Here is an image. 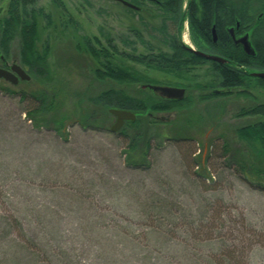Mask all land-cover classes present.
Listing matches in <instances>:
<instances>
[{"label": "rangeland", "instance_id": "1", "mask_svg": "<svg viewBox=\"0 0 264 264\" xmlns=\"http://www.w3.org/2000/svg\"><path fill=\"white\" fill-rule=\"evenodd\" d=\"M8 3L0 0V17ZM64 3L34 6L50 15H38V49L51 47L47 76L21 62L18 36L7 56L0 49V66L30 75L16 85L0 78V264H264V191L229 167L246 151L236 130L259 120L237 115L264 103V87L252 78L234 90L249 97L201 100L221 88L209 62L172 74L125 60L148 85L186 88L191 103L113 132L116 117L94 98L111 86L136 95L146 88L96 80V62L79 44L83 36L112 40L145 56L153 27L170 14L116 0ZM180 34L182 44L198 45L187 24ZM42 91L55 93L56 111L31 117L32 94Z\"/></svg>", "mask_w": 264, "mask_h": 264}, {"label": "trees", "instance_id": "2", "mask_svg": "<svg viewBox=\"0 0 264 264\" xmlns=\"http://www.w3.org/2000/svg\"><path fill=\"white\" fill-rule=\"evenodd\" d=\"M8 9L6 15L0 17V49L5 56L8 55L11 42L18 36L20 38V55L21 62L26 65L30 72L38 76L44 77L49 74L50 67L48 63V57L51 51L50 44L47 43L43 50H39L37 46L39 36V24L38 15L43 16L46 19L50 18L43 12L42 9L36 10L34 6L37 0H8ZM53 3L59 8L64 9L65 6L62 0H52ZM137 3V0H133ZM229 1V0H228ZM203 8L206 12H210L213 8V4L219 2V0H200ZM233 2V0H232ZM251 0L243 1V18L247 23L249 20L250 10L254 8ZM180 6V4H179ZM232 4L231 11L234 9ZM229 7V5H228ZM264 11V2L258 6ZM130 9V8H129ZM132 11V9H130ZM233 13H235L233 11ZM159 14V13H158ZM162 14V13H161ZM165 14V13H163ZM171 23H162L160 26L153 27L151 43L149 48L151 51L148 55L136 57L130 53L121 52L118 46L112 41L108 40V44L104 45L98 38L93 40L89 37L83 36L82 44L79 47L82 51L90 54L96 62V68L93 70V76L96 80L104 82H112L120 85L132 86L133 84H148L151 81L146 79L144 75L140 74L133 65L125 63V60L132 61L138 64H144L149 69H156L159 71H165L168 73L184 74L190 69L196 68L209 62L212 65L213 70L219 75V81L217 86H221L223 89H229L227 92L214 94L211 87V92L206 95H202L199 98L201 100L217 99L218 97H231L234 94L236 96L243 95L249 97V91L242 89L240 91H234L239 87H245L246 84L253 76L247 73L244 66L247 64H253L255 66H262L264 68V45L260 48L257 55L250 56L243 53L234 54L232 51L231 63L221 64L215 62L212 64L205 58H201L195 53L190 52L185 45L181 42L180 31L182 27L183 17L180 20L181 26L176 28V21L179 19L180 13L173 11L169 15ZM191 34L195 37L207 40L210 36L209 27L207 21H203L201 24L196 23L192 18ZM50 24V23H49ZM261 37L264 44V17L261 19ZM142 42H144L141 37ZM158 42L159 45L152 44V42ZM145 43V42H144ZM221 49L224 50L222 43H220ZM167 46L168 49H165ZM148 48V49H149ZM234 50V49H231ZM244 59V61H243ZM230 64H233L232 66ZM264 87V80L261 78L256 79ZM146 82V83H143ZM206 89V86H204ZM203 88V89H204ZM140 92L136 94L129 93L125 88L111 86L102 90L94 99L95 102L109 112L111 108L129 110L136 114V119L133 121H126L123 125L120 134H125L128 128L134 129L139 125L144 115H152L157 112L173 111L190 104L188 97L184 100H170L162 99L155 93H148L146 89H139ZM11 93H16L13 90H9ZM22 98H26L23 92L20 93ZM35 100V106L28 110L29 116L34 114L47 115L56 111V95L54 92L50 93L42 91L39 96L33 95ZM81 115L83 111L81 109ZM255 116L259 117V120L250 124L239 126L236 130V135L245 145V154L243 150L241 154L238 153L232 157L233 161L230 163L235 166V170L246 181L251 188L258 191H264V103L249 105V107H243L237 117ZM86 117V116H85ZM150 142V141H148ZM149 147L151 144L149 143ZM149 149V148H148ZM228 154V150L225 148V155ZM231 255L233 253L223 252V255Z\"/></svg>", "mask_w": 264, "mask_h": 264}, {"label": "flooded vegetation", "instance_id": "3", "mask_svg": "<svg viewBox=\"0 0 264 264\" xmlns=\"http://www.w3.org/2000/svg\"><path fill=\"white\" fill-rule=\"evenodd\" d=\"M116 1L121 3L120 0ZM125 1H129L130 3L135 5L137 7L136 9L130 6H126V8H130L136 12H147V4L151 6L149 14H151L153 11L159 14H171V12L173 11H178L180 13V16L176 21V28L181 26L180 20L183 17L184 19L182 21V27L187 24L190 32V26L192 25L190 20L192 18L196 23L199 24H201L203 21H207L210 33L209 38L207 40H202L193 35L194 38L198 39V45L193 47L208 54H216L225 59L227 58L228 62L226 63H231L232 61L231 55L229 54L231 51L234 54L240 52L246 56L248 55L244 52L242 43H235L236 40L244 38L246 34L249 35V41L251 42L254 51L256 52L255 55H257L260 48L264 45L263 42H261L262 32L260 31V23L261 19L264 17V11H262L261 8L259 9L258 7L264 1L258 3L259 0H255V2L254 0H251L252 5L255 6V4H257V7L253 11L250 10L249 20H247V23L243 18L242 0H233V2L232 0H219V2L213 4L214 6L213 8H211L209 13L206 12V10L203 8L200 0H137V3H134L133 0ZM62 3L65 6L64 0H62ZM232 4H234L233 11L235 13L231 11ZM143 8H146V10ZM168 23L170 24L171 20H169ZM220 43H222L224 50L220 48ZM183 45L187 44L184 43ZM255 55H248V57L250 58V56ZM210 62L214 64L216 61ZM230 65L232 66L233 64ZM244 69L249 74H251L252 72L264 71V68H262V66H255L253 64H247L246 66H244ZM253 78L258 79L254 76ZM261 79L264 80V78Z\"/></svg>", "mask_w": 264, "mask_h": 264}, {"label": "water", "instance_id": "4", "mask_svg": "<svg viewBox=\"0 0 264 264\" xmlns=\"http://www.w3.org/2000/svg\"><path fill=\"white\" fill-rule=\"evenodd\" d=\"M122 4H124L125 6H130L134 9H136L137 7L135 5H133L132 3H130L129 1H125V0H120ZM235 43H242L243 44V49L244 52L248 55H255V51L254 48L251 44V42L249 41V35L246 34V36L242 39H238L235 41ZM185 47L192 52L193 54L195 53L196 55H198L201 58H205L207 60L213 61V62H218L221 64H226V62H228V59L223 58L219 55H212V54H208L206 52H202L199 51L197 49H195L194 47H190L185 45ZM0 60H4V56L1 55V51H0ZM252 76L256 77V78H264V71H258V72H252L251 73ZM0 78H3L7 81H9L10 83L16 85L19 83L20 80H29L30 79V75L18 64H13L11 66H7V67H2L0 66ZM143 87H147L148 89H151L155 95L159 96L162 99H170V100H184L185 99V94H186V88H180V87H172L169 85H143ZM229 89H216L214 91V94L217 93H222V92H227ZM109 113L114 115L116 117V122L115 124L111 127V131L116 132L118 131L126 121H133L136 119V114L129 111V110H124V109H117V108H111L109 109Z\"/></svg>", "mask_w": 264, "mask_h": 264}]
</instances>
